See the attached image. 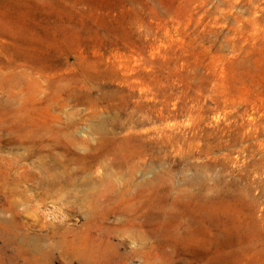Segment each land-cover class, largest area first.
<instances>
[{"label": "rangeland", "instance_id": "1", "mask_svg": "<svg viewBox=\"0 0 264 264\" xmlns=\"http://www.w3.org/2000/svg\"><path fill=\"white\" fill-rule=\"evenodd\" d=\"M0 264H264V0H0Z\"/></svg>", "mask_w": 264, "mask_h": 264}]
</instances>
